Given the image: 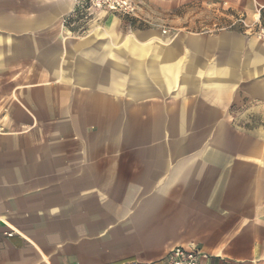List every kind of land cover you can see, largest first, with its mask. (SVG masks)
Instances as JSON below:
<instances>
[{
	"label": "crops",
	"instance_id": "obj_1",
	"mask_svg": "<svg viewBox=\"0 0 264 264\" xmlns=\"http://www.w3.org/2000/svg\"><path fill=\"white\" fill-rule=\"evenodd\" d=\"M0 0V264H264V40L155 23L262 17L264 0ZM196 19V18H195ZM196 21V20H193ZM13 234L12 236H9Z\"/></svg>",
	"mask_w": 264,
	"mask_h": 264
},
{
	"label": "rangeland",
	"instance_id": "obj_2",
	"mask_svg": "<svg viewBox=\"0 0 264 264\" xmlns=\"http://www.w3.org/2000/svg\"><path fill=\"white\" fill-rule=\"evenodd\" d=\"M199 17L192 18V21L182 23H173L169 16L157 20L152 23L156 28H160L163 32L175 31V29H186L190 32H209L211 30L233 26L235 29L244 32L247 36L257 37L264 40V13L262 17H240L235 23H231L223 16L215 15L212 12H205ZM196 18V19H195ZM136 19V18H135ZM140 20V19H136ZM196 20V21H193ZM236 122L247 130H254L259 127H264V106H255L245 104L241 107L233 109Z\"/></svg>",
	"mask_w": 264,
	"mask_h": 264
},
{
	"label": "built area",
	"instance_id": "obj_3",
	"mask_svg": "<svg viewBox=\"0 0 264 264\" xmlns=\"http://www.w3.org/2000/svg\"><path fill=\"white\" fill-rule=\"evenodd\" d=\"M73 2L75 5L73 12L62 21L63 27L68 30L97 12H109L141 19L142 0H73ZM6 113L7 110L4 109L0 120L5 118ZM4 134H6L5 128L0 127V135ZM210 260L211 256L202 248L177 246L168 253L165 264H210Z\"/></svg>",
	"mask_w": 264,
	"mask_h": 264
}]
</instances>
